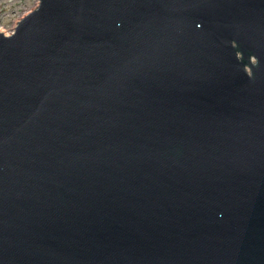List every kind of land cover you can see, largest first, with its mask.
Listing matches in <instances>:
<instances>
[{"label": "water", "instance_id": "95a60500", "mask_svg": "<svg viewBox=\"0 0 264 264\" xmlns=\"http://www.w3.org/2000/svg\"><path fill=\"white\" fill-rule=\"evenodd\" d=\"M0 264H264V0L0 31Z\"/></svg>", "mask_w": 264, "mask_h": 264}, {"label": "rangeland", "instance_id": "374dc122", "mask_svg": "<svg viewBox=\"0 0 264 264\" xmlns=\"http://www.w3.org/2000/svg\"><path fill=\"white\" fill-rule=\"evenodd\" d=\"M37 4L38 0H0V31L10 33L17 20Z\"/></svg>", "mask_w": 264, "mask_h": 264}]
</instances>
